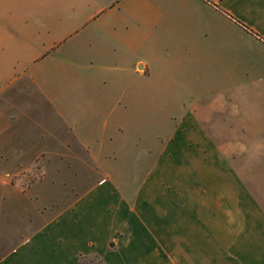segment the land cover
Returning a JSON list of instances; mask_svg holds the SVG:
<instances>
[{
	"label": "crops",
	"instance_id": "obj_1",
	"mask_svg": "<svg viewBox=\"0 0 264 264\" xmlns=\"http://www.w3.org/2000/svg\"><path fill=\"white\" fill-rule=\"evenodd\" d=\"M137 95L155 147L118 145ZM83 160L102 180L0 264H264V0H0V164Z\"/></svg>",
	"mask_w": 264,
	"mask_h": 264
},
{
	"label": "rangeland",
	"instance_id": "obj_2",
	"mask_svg": "<svg viewBox=\"0 0 264 264\" xmlns=\"http://www.w3.org/2000/svg\"><path fill=\"white\" fill-rule=\"evenodd\" d=\"M121 84L128 88L131 80L127 78L118 81L107 75L98 77L89 85L87 79L63 83L68 87L66 89L77 92L87 90L89 87L95 92H112ZM135 86L138 87V82ZM134 105L137 109L136 113L128 115L129 130L124 131L122 143L119 140L118 145L130 144L135 148L138 141V149L146 143L155 147L157 141L159 142L168 132L165 129L168 126L167 115L161 113L152 115L149 111L147 113L142 108L143 105L138 103V95ZM79 157L85 160V156L79 155ZM146 158L147 156L142 153L138 156V162H125V160L116 162L117 168L126 172V177L122 181L130 186L138 181L139 187L144 181L146 172L150 170L151 163ZM84 160L20 163L24 166L29 165L28 170H22L19 176L14 177L7 176L8 168L5 163L0 164V259L22 244L45 223L60 215L65 208L82 196L85 190L102 180L96 173L98 164ZM100 262L98 257L91 256L81 260L80 263L100 264Z\"/></svg>",
	"mask_w": 264,
	"mask_h": 264
},
{
	"label": "water",
	"instance_id": "obj_3",
	"mask_svg": "<svg viewBox=\"0 0 264 264\" xmlns=\"http://www.w3.org/2000/svg\"><path fill=\"white\" fill-rule=\"evenodd\" d=\"M110 246H113L112 244Z\"/></svg>",
	"mask_w": 264,
	"mask_h": 264
}]
</instances>
